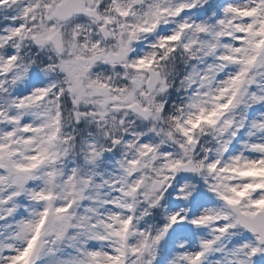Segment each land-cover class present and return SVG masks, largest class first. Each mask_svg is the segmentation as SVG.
<instances>
[{
	"label": "snow or ice",
	"instance_id": "6c2138e0",
	"mask_svg": "<svg viewBox=\"0 0 264 264\" xmlns=\"http://www.w3.org/2000/svg\"><path fill=\"white\" fill-rule=\"evenodd\" d=\"M0 264H264V0H0Z\"/></svg>",
	"mask_w": 264,
	"mask_h": 264
}]
</instances>
